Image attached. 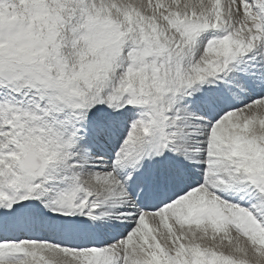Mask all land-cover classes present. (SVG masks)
Returning a JSON list of instances; mask_svg holds the SVG:
<instances>
[{"label":"snow or ice","instance_id":"6c2138e0","mask_svg":"<svg viewBox=\"0 0 264 264\" xmlns=\"http://www.w3.org/2000/svg\"><path fill=\"white\" fill-rule=\"evenodd\" d=\"M0 264H264V0H0Z\"/></svg>","mask_w":264,"mask_h":264}]
</instances>
